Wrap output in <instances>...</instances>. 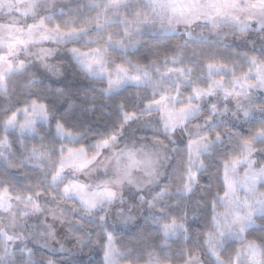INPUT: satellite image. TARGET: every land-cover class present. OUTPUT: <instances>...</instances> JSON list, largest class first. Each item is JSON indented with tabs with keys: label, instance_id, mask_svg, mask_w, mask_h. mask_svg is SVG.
Listing matches in <instances>:
<instances>
[{
	"label": "snow or ice",
	"instance_id": "6c2138e0",
	"mask_svg": "<svg viewBox=\"0 0 264 264\" xmlns=\"http://www.w3.org/2000/svg\"><path fill=\"white\" fill-rule=\"evenodd\" d=\"M0 264H264V0H0Z\"/></svg>",
	"mask_w": 264,
	"mask_h": 264
}]
</instances>
